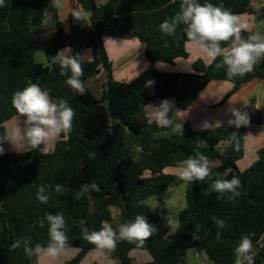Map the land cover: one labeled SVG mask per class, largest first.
Listing matches in <instances>:
<instances>
[{
  "label": "trees",
  "instance_id": "16d2710c",
  "mask_svg": "<svg viewBox=\"0 0 264 264\" xmlns=\"http://www.w3.org/2000/svg\"><path fill=\"white\" fill-rule=\"evenodd\" d=\"M253 0H198L223 6L236 15L250 14L264 20V6L251 10ZM86 18L75 20L69 13L67 22L58 19L51 0H5L0 6V137L5 135L4 123L18 116L12 106L13 94L30 83L49 91L53 99L63 98L75 111L72 131L61 134L51 153L39 149L23 153L5 152L0 155V264H37L29 258L23 246L11 249L18 239L29 238L30 246H46L49 241L48 224L41 228L39 221L46 214L61 213L66 220L69 246L78 253L65 264H79L95 246L82 238L80 221L85 220L89 231L99 230L108 222L118 230L122 223L144 215L147 221L158 226L165 220L162 210H152L144 204L167 188L182 181L175 174L164 173L175 168L176 162L195 155L197 151L211 160L219 161L212 168V177L205 182L186 183V205L179 212L176 231L156 242L150 236L144 243H128L117 239L112 254L117 264H132L129 253L146 251L149 264H183L177 250L201 249L212 264H234V249L241 237L252 235L254 264H264V148L258 158L244 171L237 162L244 155V139L232 127H212L194 130L189 123L183 133L154 138L167 128L149 122L145 108L152 102L168 99L180 111L188 109L198 95L213 81H226L232 89L223 96L225 103L242 85L258 80L264 82V60L244 76L228 77L227 68H216L222 57L206 65L195 60L191 73L160 72L156 63L174 65L188 57L185 49L187 37L184 25L174 35H165L160 24L180 10L181 0H107L96 5L95 0H76ZM48 16L53 34L44 45L48 64L35 61L37 41L35 35ZM247 31L242 33L245 37ZM135 40L144 46L143 57L148 66L129 82L115 81L103 38ZM68 45L71 55H82L89 49L91 59L83 62L81 80L86 86L80 95L66 85V76L60 75L58 51ZM222 43V47H227ZM105 72L102 94L97 97L86 81ZM151 82V83H149ZM153 88L154 94H149ZM250 119V118H249ZM252 119V117H251ZM257 124L264 123V105L256 113ZM236 133L240 149L237 151L229 136ZM197 138L207 146L196 147ZM95 158L90 159L89 154ZM231 169L227 179L239 178L240 195L229 200L231 194L211 191L217 174ZM95 181L99 191H89L77 199L75 193L81 185ZM47 188V204L37 200L40 186ZM60 185L63 192L55 191ZM112 208L118 211L114 225ZM213 217L223 219L226 227L220 229ZM221 233L217 238V233ZM196 237V239L194 238Z\"/></svg>",
  "mask_w": 264,
  "mask_h": 264
},
{
  "label": "clouds",
  "instance_id": "9594fccd",
  "mask_svg": "<svg viewBox=\"0 0 264 264\" xmlns=\"http://www.w3.org/2000/svg\"><path fill=\"white\" fill-rule=\"evenodd\" d=\"M5 0H0V6L4 5ZM53 7H61V0H51ZM75 20H81L79 12L72 14ZM184 25V33L187 42L201 51L210 60L222 57L221 63L216 68H227L228 77L244 76L254 70L255 66L264 60V34L252 33L246 37L242 33L248 31V25L242 22L241 18L232 13L231 10L212 3L201 4L198 0H181L180 10L170 19H166L160 24V30L165 35H174L178 26ZM115 42L106 39V42ZM222 43L227 47H222ZM70 49L58 51L54 57L60 66V75L66 76V85L74 92L83 95L86 90L84 82L81 80L83 75L84 57L77 54L66 55ZM42 53V52H41ZM43 54V53H42ZM151 83V82H149ZM174 101L164 99L158 106L152 107L153 120L161 128H170L172 132L183 133V125L168 118V112L174 107ZM12 106L22 122L14 127L10 134L0 137V155L4 154L3 143L9 142L17 151L24 148L31 150L38 149L41 144H46L55 140L58 136L68 134L72 131L73 120L75 117L74 109L68 101L63 98L53 99L49 91L42 89L38 84L31 83L24 89L17 91L12 97ZM230 112L234 119H229V125H235L238 129L241 126H247L250 123L247 112L231 108ZM179 113V110H177ZM213 125L205 121L201 129H209ZM215 126L221 127V122L217 121ZM229 142H234L235 150L240 149L239 140L236 133L229 136ZM207 143L204 139L197 138L196 147L204 148ZM89 158H95L94 153L89 154ZM214 161L207 155L197 151L195 155L188 156L176 162L175 173L179 180L191 184L193 182H205L212 177V168ZM231 169H225L222 177L217 174L211 185V191L233 200L240 195L238 188L241 186L239 178L233 176L227 179ZM52 187L40 186L37 190V200L47 204L51 193L46 191ZM98 184L93 181L91 184L81 185L80 191L76 192L77 199L81 198L89 191H99ZM55 191L62 193L63 188L60 185L55 186ZM169 225L174 223L171 218H167ZM214 223L218 228L226 227L223 219L213 217ZM45 221L48 224L49 241L46 246L37 243L34 247L30 246L29 238L16 240L11 249H17L23 246L25 254L29 257H35L37 264L43 258H58L62 252L66 251L69 243L67 236L66 220L61 213L46 214L40 221L41 228ZM82 238L95 246L98 252H112L117 246V237L119 240L128 243H138L144 245L145 241L156 232L154 225L150 224L144 215H136L134 220L119 225L118 230L113 229L108 222H102L99 230L89 231L85 226L86 221L80 222ZM221 233H217L219 238ZM252 235L247 234L241 237L234 249V264H254ZM196 239V237H194ZM264 247V245H262Z\"/></svg>",
  "mask_w": 264,
  "mask_h": 264
},
{
  "label": "crops",
  "instance_id": "0c3cea01",
  "mask_svg": "<svg viewBox=\"0 0 264 264\" xmlns=\"http://www.w3.org/2000/svg\"><path fill=\"white\" fill-rule=\"evenodd\" d=\"M261 4L262 1L258 5H254L252 1L250 8L252 11L256 12L257 9L261 6ZM69 13H73V12L70 11ZM252 16L254 17V15H251V17ZM241 20L243 22V18H241ZM106 39H111L115 42L109 41L105 43ZM103 44L107 56L112 63V77L115 81L129 82L147 69L148 64L143 57L144 46L142 43H139L138 41L135 40H124L119 38L105 37L103 38ZM185 49L187 52L191 50V51H195V54H202L201 51L196 49L188 42L185 44ZM197 59H201L206 65L212 62V60L207 58L205 55V59H202V57H198V56L194 57L192 63ZM161 65L164 64L156 63L154 67L156 68V70L160 72H178V73L192 72L187 70L175 71V70H171L167 66H161ZM95 76H98L100 78V82L102 85L103 81L105 80V72L101 70ZM260 83L261 82L258 80H253L251 82L242 85L240 89L234 95H232L225 103L217 106L222 100L223 96L226 95L232 89V84L226 81H213L206 86V88L198 95V97L195 99L193 104L188 109H186L185 111L179 110V113H177L178 109H176L174 106L172 109L169 110L167 114L168 118L173 119L174 123L175 122L181 123L183 126L186 123H189L194 130H198V131L202 130L201 125L205 121L213 125L212 127H216L215 124L217 121H219L221 122V127L226 129L229 127L228 120L234 118L230 112V109L236 108L239 110V107L236 105L237 101L239 99H243L244 94L251 93L253 88L257 87ZM219 88L220 91H217V89ZM214 90L216 91V94H210ZM149 94L151 96L154 94L153 88H150ZM161 101L162 100L157 99L156 101L152 102L150 105H148L145 108V114L149 122H155L153 120L152 107L158 106ZM199 105H201V107H198ZM251 108L252 110L258 113L260 112V107H258V105L255 104V102H252ZM194 113H198L199 115L196 116L194 115ZM199 116H201L202 117L201 119L203 120L199 121L198 120ZM251 127L253 130H256L257 132L258 143H259L258 148L264 147V130L263 131L259 130L261 128H264V123L257 124L253 121ZM166 132L172 133L170 128H167ZM256 158L257 157L248 158L247 160L244 161L245 159V148H244V155L237 162L238 169L240 171H244L256 160ZM214 164H215L214 167H216L217 165H219V162L215 161ZM117 239L119 238L117 237ZM77 253H78L77 249H68L62 252L58 258H46V260H48L50 264H56V263L65 264L67 261L72 259ZM129 257L132 261V264H149L151 262L150 255L143 250L142 251L133 250L129 253ZM79 264H117V260L112 254L101 253L98 251H91L84 257V259Z\"/></svg>",
  "mask_w": 264,
  "mask_h": 264
},
{
  "label": "rangeland",
  "instance_id": "374dc122",
  "mask_svg": "<svg viewBox=\"0 0 264 264\" xmlns=\"http://www.w3.org/2000/svg\"><path fill=\"white\" fill-rule=\"evenodd\" d=\"M106 1L107 0H95L96 5L104 4ZM253 3H254V5H258L261 3V0H253ZM56 9H57V13H58L57 14L58 19L62 23L67 22L68 13L70 11H72L73 13L79 12L83 18H86V14L80 8V6L76 2V0H61V7H59V8L56 7ZM259 9H260V7L257 9V11ZM238 16L240 18H243V22L248 25V32L250 34H252V33L264 34V20H257L256 17H253V16L251 17V15H249V14H243V15H238ZM53 32H54L53 27L49 24L48 16H46L42 30L38 34L35 35V39L37 41V51L35 53L34 59L36 62L41 63L43 65L48 64L47 59L45 57V53H44V45H45V43H47L49 41ZM64 49H70V47L68 45H66L64 47ZM189 53H190V55H189ZM65 54L71 55V51H70V53L66 52ZM82 55L84 57V60H86V61L91 59V52L89 49H84L82 52ZM196 56L202 57V59H205L204 53L195 54V51L190 50L188 52V57L186 59L178 60L175 65L164 64L161 66H167L171 70H175V71H185V70L192 71L191 63L193 61V58ZM86 85L93 91V93L97 97L101 96L102 85L100 82V78L98 76H93L92 78L87 80ZM217 91H220V88L217 89ZM210 94H216V91L214 90ZM252 102H255V104H257L258 107H260V112H261L263 105H264V82H261L257 87H254L253 90L251 91V93L244 94L243 99H239L237 101L236 105L239 107V110L248 113V116L250 118L249 119L250 120L249 125L241 126L238 129L235 127V125H229L230 127H232L234 129L235 132L240 133L244 139V148H245V159H244V161L247 160L248 158H255V157L258 158L259 150L264 148V147L258 148L259 143H258L257 132H256V130H253L251 127L253 121L256 119V113H257L256 111L252 110V108H251ZM198 107H201V105H199ZM216 112H217V110H216ZM194 115L197 116L199 114L194 113ZM251 117H252V119H251ZM201 118L202 117L199 116L198 120L199 121L203 120ZM22 120H23V118L16 116V117L12 118L11 120L7 121L6 123H4L5 135L10 134L11 130L14 127H16L18 124H20L22 122ZM259 130L263 131L264 128H261ZM172 133H177V132H172ZM172 133L171 132L154 133L153 137L154 138L169 137V135ZM59 138H60V136H58L55 140L48 142L44 145L41 144L38 147V149L44 153H51L53 151L52 147L54 146V143L57 140H59ZM3 148L5 149V152H16V153H23V152H27V151L31 150L28 148H24L22 151H17L7 141H5L3 143ZM216 162H219V161H216ZM164 173L176 175L175 168H167ZM185 188H186V183L182 181L180 184H177V185H174V186L167 188L165 191L160 193L158 196L151 197V198L147 199L146 201H144V204L147 207H149L150 209H152V210H159L160 209L165 214V220H163L158 226L155 227L156 232L151 237L152 241L156 242L160 239H164L167 236L172 235L176 231L179 212L186 205L185 198H184ZM112 215L114 216L113 223L115 225L118 222V211L115 208H112ZM168 217L174 221V223H172L171 225H169V223H168V220H167ZM176 255L179 258L183 257L185 259L183 264H212L211 261H209L207 258H205L204 253L201 249H194L193 248V249L177 250ZM39 264H50V262H48V260H46V258H43L39 261ZM56 264H59V263H56Z\"/></svg>",
  "mask_w": 264,
  "mask_h": 264
},
{
  "label": "built area",
  "instance_id": "2783aa9c",
  "mask_svg": "<svg viewBox=\"0 0 264 264\" xmlns=\"http://www.w3.org/2000/svg\"><path fill=\"white\" fill-rule=\"evenodd\" d=\"M261 1H262V4H261L260 8L264 6V0H261Z\"/></svg>",
  "mask_w": 264,
  "mask_h": 264
}]
</instances>
